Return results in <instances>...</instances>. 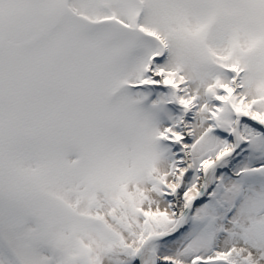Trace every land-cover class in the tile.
<instances>
[{"label":"snow or ice","instance_id":"obj_1","mask_svg":"<svg viewBox=\"0 0 264 264\" xmlns=\"http://www.w3.org/2000/svg\"><path fill=\"white\" fill-rule=\"evenodd\" d=\"M0 264H264V0H0Z\"/></svg>","mask_w":264,"mask_h":264}]
</instances>
